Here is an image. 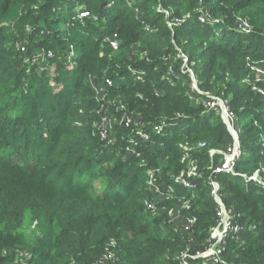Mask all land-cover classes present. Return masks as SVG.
Wrapping results in <instances>:
<instances>
[{"label":"trees","instance_id":"1","mask_svg":"<svg viewBox=\"0 0 264 264\" xmlns=\"http://www.w3.org/2000/svg\"><path fill=\"white\" fill-rule=\"evenodd\" d=\"M242 1L232 2L233 11L255 3L264 12L262 0ZM77 3H83L93 19L76 23ZM159 4L172 11V30L165 23L166 16L157 11ZM192 4L185 7L182 0H0V23L13 26L21 38L30 36L23 57L11 37L0 36V264H18L15 250L28 252L31 260L27 264H94L105 244L124 234L143 245L151 244L145 246L140 264H179L177 256L190 244V234L161 228L154 221L142 167L162 168L166 157H177V144L188 136L205 137L208 132L222 131L219 140L230 138L220 120L202 115V106L184 97L189 76H173V86L161 80L163 70L180 63L172 40L181 46L178 39L200 36L214 48V54L202 44L184 49L190 61L201 64L200 69H194L201 88L219 58L236 55L264 62V30L241 38L231 30L230 22L201 24ZM33 5L36 7L31 10ZM208 5L212 17H220L225 13L223 6H228L227 0H208ZM139 11L144 14L141 20ZM186 15L190 18L175 28ZM143 25L158 31L149 33ZM115 36L121 48L139 44L148 52L134 67L142 81L133 83L126 68H112L105 75L112 85L103 82L101 87L107 93L140 95L134 106L150 122L147 131L155 125L172 124L176 114L190 115L166 136L155 138V147H146L140 158L125 156V142L107 147L93 139L88 127L93 103H82L89 96V59L107 51L103 38ZM66 43L74 46V66L67 63ZM43 46L54 54L48 69L44 73L35 68L27 71L29 53ZM52 63L55 74L50 75ZM240 114L243 158L236 172L251 175L263 159L258 150L264 151V126L255 127L252 122L263 120L264 111L256 104ZM197 157L203 180H207L209 156ZM51 173L56 181L49 179ZM216 179L223 183L221 196L226 208L241 215L239 224L247 225H238L239 241L228 239L220 260L210 264H264V191L238 176L219 175ZM95 180L101 181L98 186ZM174 192L191 195L178 187ZM193 201L198 206L183 212L184 217L196 220L191 228L195 239L191 256L205 250L210 230L219 221L208 185L199 186ZM158 206L169 211L175 203L159 201ZM27 222L35 224L30 232L24 231ZM186 261L206 264L201 259Z\"/></svg>","mask_w":264,"mask_h":264},{"label":"rangeland","instance_id":"2","mask_svg":"<svg viewBox=\"0 0 264 264\" xmlns=\"http://www.w3.org/2000/svg\"><path fill=\"white\" fill-rule=\"evenodd\" d=\"M126 1L130 3V0ZM157 1L160 2L161 0ZM182 1L185 7L190 6L191 2H193L192 8L194 7L195 12L199 14L201 24L213 26L218 22H230L229 26L231 30L235 34L240 35L241 38H248L246 36H249L256 30H264V12L259 11L258 5H254L255 3L251 6L246 5L240 10L233 11L234 7H232V2L244 3V1L227 0L228 6H223L225 13L220 17H212L207 10L209 6L208 0ZM212 1L209 0L210 3ZM262 1L264 2V0ZM35 7L33 5L31 10H34ZM75 7L76 23L83 24L87 20L93 19V14L83 3H77ZM63 8H66V5ZM157 11L166 16L165 23L169 30H172L174 25L169 21V16L172 14V11L165 9L162 4H159ZM137 13L140 20L144 18L142 12L139 11ZM189 18L190 15H186L183 20L177 21L175 28L184 25V22ZM143 26L149 33H156L158 31L156 28ZM0 28L2 29L0 36L3 38L11 37L14 40V46L19 55L21 54L20 56L22 57L26 56L30 36L26 35L21 38L13 26L6 25L2 22L0 23ZM62 37L63 40H67L65 34ZM102 41V44L108 49L104 54L99 53V55L90 57L89 61L91 63L89 65V76L86 83L88 88L87 94L89 96L85 97L82 101L84 105H87L89 100L93 103L90 113L91 124L88 123V127L93 132V139L99 144L108 147L113 146L118 141L125 142L127 144L125 156L127 158L131 156L140 158L146 147L151 148V150L155 147V138L166 136L177 124H181L183 120H187L190 115L184 113L176 114L172 124L166 126L160 124V130L151 129V131H147L150 122L145 121L138 112V109L134 106L137 103V99H141V96L131 93H107L103 88V82L106 81V73L112 68L117 71L126 68L132 74L130 80L133 83L136 82L137 84L142 81L139 78L138 71L134 67L137 62L139 63L147 57L148 52L139 44L129 46L126 49L121 48L117 36L105 37ZM178 41L181 46H178L175 40H172V44L178 51L180 63L170 65L167 70H163L161 80L163 79L173 86V76L178 77L177 74L180 73L181 75L186 74L189 76V85H186L187 87L183 91L184 97L192 102V104L202 106L204 110V114L201 113L202 115H207L209 116L208 118L212 117L213 120H220L231 141L228 138L219 140L222 131L208 132L205 137L197 135L188 136L183 142L177 144V149H175L176 158L166 157L163 167L160 169L156 168L155 165L142 167L145 170L143 176H145V183L153 201L154 208L150 211V214L153 216L154 221L160 224L161 228L170 227L173 230L188 231L190 234L189 241L187 240L190 244H187L185 249L182 248L183 251L180 249L179 255L177 256L179 264H189L186 261L187 258H191V260L201 259L206 264H210V261L214 259V256L211 254L216 253L220 257V253L226 249L228 239L236 242L239 241L237 234L239 230L237 232V226H246L247 224H239L238 218L241 215L234 214L232 209L228 210L226 208L223 202V198L225 197L221 196L223 183L216 179L219 175H214L210 169L211 166L208 168L210 172L207 171L209 172V177L207 180H203L204 171L201 167V160L197 156H203L206 153L209 156L210 162L214 165L224 162L225 156L235 150H240V160L243 158V152L240 147V136L243 131L240 113L253 108L256 104H259L260 109L264 111V62H257L250 58H242L236 55L219 58L211 77L205 78V86L201 88L196 80L194 70L200 69L201 64L198 61H190L184 49L202 44L204 47L209 48L211 54H214V48H212L209 41L202 40L200 36H194L192 38L183 37L178 39ZM113 42L116 43L115 47L112 46ZM66 44L69 46L66 55L67 63L74 66L76 64L73 54L74 46L71 43ZM22 48H24V52ZM28 56L27 61L29 64L27 71L35 68L38 73H44L54 58L53 51L45 46L37 48L29 53ZM43 57L46 59L43 60ZM104 62L107 65L104 66ZM52 66H54V63H52ZM54 68L55 66L53 69H49L50 75L55 74ZM61 89L62 87L54 91L57 93ZM128 120L130 121L129 124L127 123ZM252 124L255 127L264 126V119L254 121ZM261 140L262 137H259V142ZM257 154H263V159L258 163L257 175L254 176V172L251 175H247L246 173L243 174L235 171L234 175L228 176L241 177L246 183H252L264 191V151L258 150ZM50 178L53 181L57 179L55 173H51L49 175ZM95 181L97 186L101 182L100 180ZM201 181L203 182L201 183ZM166 182H169V184H166ZM199 182L200 184H198ZM59 184H62V182H59ZM203 184L208 185L211 189V195L218 208L219 221L210 230V239L205 244V250L191 256L189 250L194 245L191 242L195 240L192 236L191 228L196 224V220L184 217L183 212H187L198 206L193 199L199 191V186ZM176 187L191 192V195L178 196L174 192ZM168 195L170 196L167 197ZM159 201L174 202L175 206L167 211L166 208L158 206ZM222 221L225 222L226 227V231L224 232L219 228ZM229 222L230 226H228ZM33 226L35 224L32 225L27 222L24 231H32L34 229ZM145 246L150 247L151 244L143 245V243H138L137 240H132L129 234L120 235L117 239H113L105 244L95 264H129V262L130 264H140L143 259ZM161 248L162 246L159 249L160 255L163 254ZM17 251L15 250L14 253H18V264H27L31 260V256L27 251Z\"/></svg>","mask_w":264,"mask_h":264},{"label":"built area","instance_id":"3","mask_svg":"<svg viewBox=\"0 0 264 264\" xmlns=\"http://www.w3.org/2000/svg\"><path fill=\"white\" fill-rule=\"evenodd\" d=\"M109 40H107L108 42ZM110 43V42H108ZM112 46H116V43L113 42ZM23 52H24V48H22ZM43 60L46 59L45 57L42 58ZM107 86H111L112 82L110 80H106L105 81ZM125 121V120H124ZM127 123L129 124L130 121L128 120ZM152 129L154 130H160L161 126L159 125H155L152 127ZM240 160V150H235L232 151L230 154H228L227 156H225L224 158V162H222L221 164H216L214 165L213 163H211V167L210 169L213 171L214 175H234V172L236 171V166L238 164ZM258 174V170H255V172L253 173V175H257ZM170 193V192H169ZM170 195H168L167 197H169ZM154 206L153 204L148 206V209L153 210ZM219 213V212H218ZM218 215V214H217ZM223 223V232L226 231V227H225V222L222 221L221 224ZM220 224V226H221ZM228 226H230V222L228 223ZM237 232L239 230V227L237 226ZM224 251V250H223ZM221 254V253H220ZM212 256H214V259H212L210 261V263H217L220 260L219 255L217 256V254H211ZM216 258V259H215ZM96 263V261L94 262V264Z\"/></svg>","mask_w":264,"mask_h":264},{"label":"bare ground","instance_id":"4","mask_svg":"<svg viewBox=\"0 0 264 264\" xmlns=\"http://www.w3.org/2000/svg\"><path fill=\"white\" fill-rule=\"evenodd\" d=\"M221 230H223V223L221 224V226L219 227Z\"/></svg>","mask_w":264,"mask_h":264}]
</instances>
